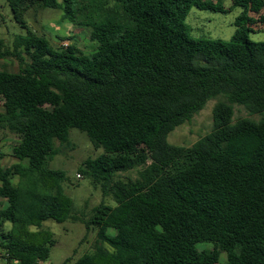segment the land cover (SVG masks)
I'll return each mask as SVG.
<instances>
[{"label":"trees","instance_id":"obj_1","mask_svg":"<svg viewBox=\"0 0 264 264\" xmlns=\"http://www.w3.org/2000/svg\"><path fill=\"white\" fill-rule=\"evenodd\" d=\"M232 1L243 13L223 42L188 34L192 7L224 10L204 0H8L28 31L13 48L0 39V60L20 64L0 70V130L19 139L18 162L0 164L3 258L50 259L56 240L43 224L67 222L74 201L65 173L47 164L77 129L103 150L82 172L116 205L94 209L86 226L98 244L74 264H219L222 254L226 264H264V42L249 37L252 5L264 0ZM33 8L87 27L94 51L29 30ZM220 96L211 133L191 147L168 141ZM234 105L260 119L234 122ZM138 168L135 181L113 180Z\"/></svg>","mask_w":264,"mask_h":264},{"label":"rangeland","instance_id":"obj_2","mask_svg":"<svg viewBox=\"0 0 264 264\" xmlns=\"http://www.w3.org/2000/svg\"><path fill=\"white\" fill-rule=\"evenodd\" d=\"M204 1L218 4L224 10L211 11L192 7L186 19L189 36L193 39L231 41L237 31L236 21L242 15L243 9L234 7L232 0ZM62 16L63 12L60 10L33 8L26 13L25 21L29 25V30L46 36L54 47L75 43L85 53H92L94 43L91 41V31L84 26L63 22ZM250 16L253 18L250 39L256 43L264 42V2L256 1L252 5ZM27 31L15 21L8 0H0V39L5 40L6 45L13 48L16 36L26 35ZM59 36L66 39L62 41ZM5 67L16 73L19 71L20 64L15 58L10 57L0 60V70ZM220 102H226V99L220 96L209 101L200 113L176 128L169 135L168 141L172 145L191 147L202 137L211 133L214 127L213 110ZM233 107L234 122L244 118L255 121L260 119L259 115L251 114L244 106L234 105ZM18 143L17 136L0 130V153L2 154L0 164L2 167H10L18 162L13 155ZM55 148L58 153L52 161L48 162L47 167L65 173L66 181L63 187L65 193L73 199L74 209L71 218L65 223L60 224L48 220L43 224V229L51 231L56 240L47 264H64L67 260L69 264H74L79 258L91 254L98 244L97 229H88L86 226L94 209L101 204L115 206L116 203L110 193L105 194L99 183L82 172L88 159H96L103 153L102 149L94 147L85 133L72 129L69 142L61 144L56 141ZM140 171L141 168L119 172L113 180L127 182L132 179L135 181L139 179ZM78 175L81 177L79 178ZM2 206H4V201L0 200V208ZM205 248H210V246L202 245L201 249ZM1 258L0 264H17L8 262L3 256ZM219 264H226V254H222Z\"/></svg>","mask_w":264,"mask_h":264},{"label":"built area","instance_id":"obj_3","mask_svg":"<svg viewBox=\"0 0 264 264\" xmlns=\"http://www.w3.org/2000/svg\"><path fill=\"white\" fill-rule=\"evenodd\" d=\"M66 46V45H65ZM78 177L80 178L81 176L80 175H78ZM1 257H2V255H1ZM0 257V262L2 261V258Z\"/></svg>","mask_w":264,"mask_h":264},{"label":"crops","instance_id":"obj_4","mask_svg":"<svg viewBox=\"0 0 264 264\" xmlns=\"http://www.w3.org/2000/svg\"><path fill=\"white\" fill-rule=\"evenodd\" d=\"M60 2V1H59ZM2 201V200H1ZM4 205H5V202H4Z\"/></svg>","mask_w":264,"mask_h":264}]
</instances>
